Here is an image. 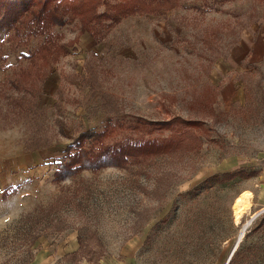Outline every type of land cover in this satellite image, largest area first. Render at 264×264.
<instances>
[{
  "label": "rangeland",
  "instance_id": "obj_1",
  "mask_svg": "<svg viewBox=\"0 0 264 264\" xmlns=\"http://www.w3.org/2000/svg\"><path fill=\"white\" fill-rule=\"evenodd\" d=\"M22 1L0 0V90L42 41L8 42ZM178 5L100 42L64 19L33 116L12 124L0 98V264H226L247 220L227 264H264V0ZM173 117L199 123L185 148L124 167L78 157L84 133Z\"/></svg>",
  "mask_w": 264,
  "mask_h": 264
},
{
  "label": "trees",
  "instance_id": "obj_2",
  "mask_svg": "<svg viewBox=\"0 0 264 264\" xmlns=\"http://www.w3.org/2000/svg\"><path fill=\"white\" fill-rule=\"evenodd\" d=\"M179 1L23 0L21 5L7 10L6 27L12 33L8 38L9 43L11 40L20 39V45H27L29 39L36 36L42 38V41L35 50L21 56L26 63L19 64L2 82L0 98L10 111V114H5L4 117H10L13 124L33 116V108L44 83L51 75L55 63L66 52L59 38L49 34L54 26L63 25L64 19L77 22L80 32L87 31L95 42H100L122 19L135 14L162 15L178 7ZM196 121H183L173 117L164 124H159L161 127L140 119L129 123V128H122L119 123L114 126L107 124L100 132L89 131L79 137L78 142L89 140V143L85 150L78 152V157L86 160L92 168H98L101 164L114 167L129 166L165 153L168 149L190 145V141L184 143V134L186 135L189 129L198 128L199 123ZM110 122L109 120L108 123ZM152 125H155V128ZM124 130L131 131L128 138L124 137ZM155 133L162 134V137L167 134L164 139H159ZM93 159L99 161V164ZM219 177L224 181V178L229 180L234 174L226 172Z\"/></svg>",
  "mask_w": 264,
  "mask_h": 264
},
{
  "label": "bare ground",
  "instance_id": "obj_3",
  "mask_svg": "<svg viewBox=\"0 0 264 264\" xmlns=\"http://www.w3.org/2000/svg\"><path fill=\"white\" fill-rule=\"evenodd\" d=\"M250 196L251 195L249 193H247V194L242 195L241 197H239L235 200L234 205H233V213H234V217H235L236 222H238L240 220V218L243 216V214L249 210ZM246 225H248V220L242 226L237 239H239V240L241 239L243 232L247 227Z\"/></svg>",
  "mask_w": 264,
  "mask_h": 264
},
{
  "label": "crops",
  "instance_id": "obj_4",
  "mask_svg": "<svg viewBox=\"0 0 264 264\" xmlns=\"http://www.w3.org/2000/svg\"><path fill=\"white\" fill-rule=\"evenodd\" d=\"M263 188L260 191L259 205L264 207V184H262ZM249 192V191H248Z\"/></svg>",
  "mask_w": 264,
  "mask_h": 264
},
{
  "label": "water",
  "instance_id": "obj_5",
  "mask_svg": "<svg viewBox=\"0 0 264 264\" xmlns=\"http://www.w3.org/2000/svg\"><path fill=\"white\" fill-rule=\"evenodd\" d=\"M238 242H239V239H237V241H236V243H235V246H234V248L232 249V251H231V253H230V256H229L228 259H227L226 264L229 262V260H230V258H231V256H232V254H233V252H234V250H235L236 245L238 244Z\"/></svg>",
  "mask_w": 264,
  "mask_h": 264
}]
</instances>
